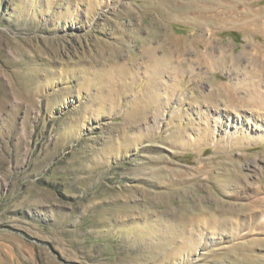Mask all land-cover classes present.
<instances>
[{
  "label": "rangeland",
  "instance_id": "obj_1",
  "mask_svg": "<svg viewBox=\"0 0 264 264\" xmlns=\"http://www.w3.org/2000/svg\"><path fill=\"white\" fill-rule=\"evenodd\" d=\"M260 7L0 0V264H264V142L215 146Z\"/></svg>",
  "mask_w": 264,
  "mask_h": 264
},
{
  "label": "bare ground",
  "instance_id": "obj_2",
  "mask_svg": "<svg viewBox=\"0 0 264 264\" xmlns=\"http://www.w3.org/2000/svg\"><path fill=\"white\" fill-rule=\"evenodd\" d=\"M256 2H258V0H256ZM259 9H260V14H264V7H260ZM204 25L207 28L208 25H212V24L209 23L208 25L207 24H204ZM214 26H216L217 28H220V29L222 27H224V25H221V24H216ZM240 28L242 30H245V32L247 34H249V35L251 33V36H250L251 38H249V39H251V45H253V48H254V51H255L254 52L255 55L252 54V57H251L252 58L251 59V66H254L255 68L256 67H258V68L259 67H262V71H263L264 70V20L263 19H260V18H256L255 17V14L252 13V24L251 23L241 24L240 25ZM202 37L203 36H201V38ZM210 38H211V36H210ZM191 42H193V39L191 40ZM246 50H244V51H246ZM199 51H200V49H196L195 50V53L197 55H199V56H205V57H208V55H209L208 52H210V51H208L207 53H205V54L202 55V53L199 52ZM225 52H227V51H225ZM210 55H211V53H210ZM215 66H217V65H215ZM250 70H252V69L250 68ZM233 71H234V69H233ZM230 72H232V71H230ZM249 74H253V73H249ZM155 80H156V78H155ZM239 80H240V78H239ZM261 82H263V81H261ZM170 86H172V85H170ZM253 90H254V92L251 91V92H249L248 95L247 94H244L245 96L242 95V94L239 95L240 93L239 92H236V91L232 92V90L229 91V92L224 91L223 93L224 94H227L226 97H228V99L230 101H232V102H234L235 101L234 98L237 97L238 99H241L243 101H248V102L253 101V103H254L256 100L259 99L257 97L259 95H261V93L264 94V91H261L260 92L256 87ZM224 98H225V96H224ZM256 104H257V102H256ZM224 107H225V105H224ZM229 107H231V106H229ZM229 107H227V104H226V107L225 108L219 107L216 110L217 113H218L216 116H218L220 119L222 118V120L220 121L221 124L218 127H219V129H221V126H223V130L225 132V136H223L224 138H222L224 140V142H223V140H217L215 142L216 143L215 144L216 149L217 150H222L223 148L225 149V148H230V147L232 149V147L237 146V145H240V143L242 144V140H244V139H246V147L248 149L253 144H258V143L264 142V107H253V106L245 107V106H243V108H238V109H232V108H229ZM242 133H245L247 136L240 137L242 135ZM238 137H239V139H238ZM258 203H260V201H258ZM244 207H246V206H244ZM257 207L258 208L255 210V212L253 213V216H252V219L254 220V221H252V223H254V225H256L258 223L264 224V205L257 204Z\"/></svg>",
  "mask_w": 264,
  "mask_h": 264
},
{
  "label": "crops",
  "instance_id": "obj_3",
  "mask_svg": "<svg viewBox=\"0 0 264 264\" xmlns=\"http://www.w3.org/2000/svg\"><path fill=\"white\" fill-rule=\"evenodd\" d=\"M263 1H264V0H263ZM175 2H176V5H178V6L181 8L182 5L180 4V2H179V1H175ZM178 6H177V7H178ZM177 7H176V8H177ZM196 10H197V9H196ZM175 12L177 13V10H176V9H175ZM179 12H180V11H179ZM180 13H181V12H180ZM194 13H195V12H194Z\"/></svg>",
  "mask_w": 264,
  "mask_h": 264
}]
</instances>
